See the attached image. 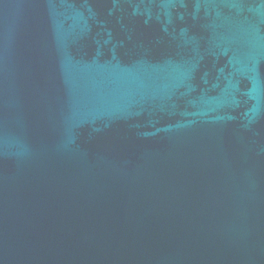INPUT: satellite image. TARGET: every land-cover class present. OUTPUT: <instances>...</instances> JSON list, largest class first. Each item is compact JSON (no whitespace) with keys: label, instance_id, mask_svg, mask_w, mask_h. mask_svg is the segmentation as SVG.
Listing matches in <instances>:
<instances>
[{"label":"water","instance_id":"water-1","mask_svg":"<svg viewBox=\"0 0 264 264\" xmlns=\"http://www.w3.org/2000/svg\"><path fill=\"white\" fill-rule=\"evenodd\" d=\"M0 264H264V0H0Z\"/></svg>","mask_w":264,"mask_h":264}]
</instances>
